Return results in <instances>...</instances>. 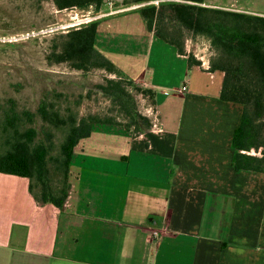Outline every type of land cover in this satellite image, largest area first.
Wrapping results in <instances>:
<instances>
[{"label": "crops", "instance_id": "obj_1", "mask_svg": "<svg viewBox=\"0 0 264 264\" xmlns=\"http://www.w3.org/2000/svg\"><path fill=\"white\" fill-rule=\"evenodd\" d=\"M229 1L205 4L264 15ZM96 45L155 91L158 128L95 123L63 207L0 172V264H264V172L234 167L244 105L220 97L225 73L191 67L137 10L101 20Z\"/></svg>", "mask_w": 264, "mask_h": 264}, {"label": "trees", "instance_id": "obj_2", "mask_svg": "<svg viewBox=\"0 0 264 264\" xmlns=\"http://www.w3.org/2000/svg\"><path fill=\"white\" fill-rule=\"evenodd\" d=\"M155 1V2H153ZM59 8L91 4L102 5L104 0H55ZM151 2V3H149ZM206 0H126L127 4H142L137 7L150 30L188 54L189 64H201L194 53H187L183 33L190 29L207 36L219 56L211 59L210 70L225 73L221 98L244 105L242 120L233 136L235 150L233 164L236 170L249 169L264 172V15L209 6ZM117 3V2H116ZM100 19L72 27L63 34L64 41L53 45L51 63L69 62L82 70L104 68L109 73H118L114 62L96 45ZM101 88L109 95L129 120L124 123L136 133L152 127V119L138 108L135 95L120 78H106ZM138 91L155 97V91L142 87L131 80ZM136 84V85H135ZM40 116L50 127L42 132L33 125ZM95 123L123 124L113 117L89 115L79 118L65 115L53 103L44 100L36 112L19 110L16 102L4 112L2 131L7 148L0 153V172L30 179V190L36 199L63 207L70 188V170L75 147L91 135ZM51 126L67 128L59 152ZM43 133V136L40 135ZM256 151V152H254ZM62 172L61 184L52 177L51 164ZM38 189L36 192L35 190Z\"/></svg>", "mask_w": 264, "mask_h": 264}, {"label": "rangeland", "instance_id": "obj_3", "mask_svg": "<svg viewBox=\"0 0 264 264\" xmlns=\"http://www.w3.org/2000/svg\"><path fill=\"white\" fill-rule=\"evenodd\" d=\"M253 1L256 0H244L243 4L247 7L253 6ZM262 1L261 6L264 8V0ZM116 2L111 0L100 6L91 4L85 8L73 6L61 9L55 0H0V153L7 148L2 122L4 112L12 105V100L16 102L19 110L36 112L40 103L47 100L68 116L75 114L82 118L99 115L126 123L129 118L122 113L114 100L99 88L100 84H106V78H121L135 95L139 110L152 119V127L158 128L155 125L158 118L151 109L154 98L138 91L130 84L132 79L128 76L121 72L109 73L99 67L88 71L77 69L69 62L51 63L49 60L53 45L60 46L64 41L63 34L70 30L63 28L66 23H76L88 17H91L89 21L103 20L112 15L136 10L142 5L127 4L126 0L123 3ZM232 2L235 3L234 0L229 1L230 4ZM182 33L187 53H194L207 64H211V59L219 56L207 36L196 34L190 29H185ZM33 125L40 132L45 125L50 127L40 116ZM51 127L57 146L54 154H57L67 128ZM131 131L139 134L134 128ZM40 135L43 136V133ZM51 168L54 181L60 185L61 170L55 163L51 164Z\"/></svg>", "mask_w": 264, "mask_h": 264}, {"label": "built area", "instance_id": "obj_4", "mask_svg": "<svg viewBox=\"0 0 264 264\" xmlns=\"http://www.w3.org/2000/svg\"><path fill=\"white\" fill-rule=\"evenodd\" d=\"M111 1V0H110ZM153 2H155V1H153ZM149 3H151V2H149ZM91 19V17H88V18H82V19H80L79 21H77L76 23H66L64 26H63V28H72V27H76V25L77 24H80L81 22H83V21H89ZM81 25V24H80ZM80 25H77V26H80ZM182 89L185 91V90H187L188 89V84L187 83H185L184 84V86L182 87ZM155 125H157V124H155Z\"/></svg>", "mask_w": 264, "mask_h": 264}, {"label": "water", "instance_id": "obj_5", "mask_svg": "<svg viewBox=\"0 0 264 264\" xmlns=\"http://www.w3.org/2000/svg\"><path fill=\"white\" fill-rule=\"evenodd\" d=\"M110 0H104V2H109ZM115 1H117V2H124L125 0H115Z\"/></svg>", "mask_w": 264, "mask_h": 264}]
</instances>
